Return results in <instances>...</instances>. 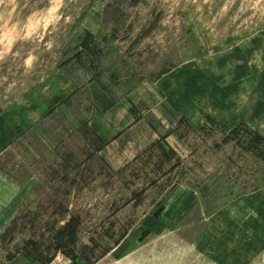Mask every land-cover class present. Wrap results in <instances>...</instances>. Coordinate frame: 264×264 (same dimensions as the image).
Masks as SVG:
<instances>
[{"label": "rangeland", "instance_id": "rangeland-1", "mask_svg": "<svg viewBox=\"0 0 264 264\" xmlns=\"http://www.w3.org/2000/svg\"><path fill=\"white\" fill-rule=\"evenodd\" d=\"M256 38L264 0H0V111L46 97L54 75L76 86L0 152V264H264L215 219L264 188L258 132L196 126L156 85ZM252 64L264 82V53ZM123 106L137 124L106 158L90 120Z\"/></svg>", "mask_w": 264, "mask_h": 264}, {"label": "crops", "instance_id": "crops-1", "mask_svg": "<svg viewBox=\"0 0 264 264\" xmlns=\"http://www.w3.org/2000/svg\"><path fill=\"white\" fill-rule=\"evenodd\" d=\"M247 43L234 47L230 59L216 62L215 68L206 71L188 64L180 65L159 78L156 85L178 113L196 126L205 125L209 118L226 132L247 125L264 136V82L260 81L259 71L252 64L254 54L263 55L264 40L256 38ZM49 82L52 90L46 97L35 95L32 105L16 104L0 113V152L42 115L58 108L76 92V86L63 75H54ZM96 94L105 105H111L112 101L102 92L96 91ZM28 106H32L33 111L30 112ZM117 107L112 105L109 109L117 112ZM122 112L123 119L116 123L108 122L102 116L90 120L91 129L103 142V148L98 152L106 158L113 153L109 149L137 124L130 106L118 110L121 115ZM215 217L234 229L230 231L232 236L240 234L242 250L246 251L247 257L249 252L264 247V188L239 196L217 211ZM212 229L211 226L210 239L216 235ZM227 241V236L222 239L225 244ZM5 264L29 263L18 256Z\"/></svg>", "mask_w": 264, "mask_h": 264}, {"label": "trees", "instance_id": "trees-1", "mask_svg": "<svg viewBox=\"0 0 264 264\" xmlns=\"http://www.w3.org/2000/svg\"><path fill=\"white\" fill-rule=\"evenodd\" d=\"M87 39H84L82 38L81 40V46L83 47H86L87 44H86V41ZM81 55V52H77L76 53V57L80 56ZM1 112V111H0ZM210 122H214L212 119H209ZM239 127H236L235 129H233L231 131V133H234L238 130ZM246 150L256 154L257 156H259L263 161H264V137L258 133H256V136H254L251 140H250V146L246 148ZM257 171V172H255ZM255 172V173H254ZM253 176L255 175H258V174H261V175H264V164L262 165V167H260V169L258 170H253L250 172ZM264 179V177H263ZM264 186V182H263V185ZM260 187H257L255 189H259Z\"/></svg>", "mask_w": 264, "mask_h": 264}]
</instances>
